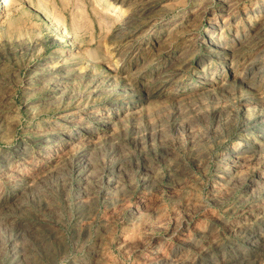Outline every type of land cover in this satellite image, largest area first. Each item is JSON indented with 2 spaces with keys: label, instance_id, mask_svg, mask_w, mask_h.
<instances>
[{
  "label": "rangeland",
  "instance_id": "obj_1",
  "mask_svg": "<svg viewBox=\"0 0 264 264\" xmlns=\"http://www.w3.org/2000/svg\"><path fill=\"white\" fill-rule=\"evenodd\" d=\"M263 6L1 2L0 264H264Z\"/></svg>",
  "mask_w": 264,
  "mask_h": 264
},
{
  "label": "bare ground",
  "instance_id": "obj_2",
  "mask_svg": "<svg viewBox=\"0 0 264 264\" xmlns=\"http://www.w3.org/2000/svg\"><path fill=\"white\" fill-rule=\"evenodd\" d=\"M259 1V0H258ZM3 3L4 2V0H0V3ZM231 3V2H230ZM259 3V2H258ZM141 5V4H140ZM143 5V4H142ZM147 5V4H146ZM227 5V4H226ZM261 5V4H260ZM144 7V6H143ZM147 7V6H146ZM229 7H230V5H229ZM264 7V6H263ZM226 10V9H225ZM254 10H255V8H254ZM256 11V10H255ZM254 13V12H253ZM234 17V16H233ZM261 20V19H260ZM255 21V20H254ZM257 22V21H256ZM255 23V22H254ZM180 25V24H179ZM215 26V25H214ZM217 27H218V25H217ZM258 27V26H257ZM256 27V28H257ZM182 28V27H181ZM179 29V28H178ZM183 29V28H182ZM177 30V29H176ZM179 30H181V29H179ZM184 30V29H183ZM245 30V29H244ZM257 31V30H256ZM179 32V31H178ZM247 32V31H246ZM260 33V32H259ZM263 33H264V31H263ZM254 34V33H253ZM252 34V35H253ZM261 34V33H260ZM177 36H180V34L179 35H177ZM176 36V37H177ZM254 36H256V34L254 35ZM253 37V36H252ZM258 37V36H257ZM263 37V36H262ZM251 38V37H250ZM209 39V38H208ZM217 39H218V37H217ZM253 39V38H252ZM257 39V38H256ZM210 40H211V37H210ZM213 40V39H212ZM219 40V39H218ZM244 40V39H243ZM259 40V39H258ZM257 40V41H258ZM247 41H248V39H247ZM243 43V42H242ZM253 43V42H252ZM254 43H256V41L254 42ZM217 44V43H216ZM220 44V43H219ZM251 45V44H250ZM253 45V44H252ZM255 45V44H254ZM212 46V45H211ZM222 46V45H221ZM166 48V47H165ZM218 49V48H217ZM262 50V49H261ZM252 66V65H251ZM168 73V72H167ZM164 75H165V73H164ZM163 75V76H164ZM160 76H162V75H160ZM171 76V75H170ZM168 77V76H167ZM164 79V78H163ZM160 82V81H159ZM162 82V81H161ZM166 82V81H165ZM160 85V84H159ZM160 88H162V87H160ZM147 91V90H146ZM156 91V90H155ZM160 91V90H159ZM153 92V91H152ZM146 93H148V91L146 92ZM159 93V92H158ZM242 155V154H241ZM241 155H238V156H241ZM245 158V157H244ZM263 207V206H262ZM255 228V227H254ZM254 228L252 229V230H254ZM251 230V229H250ZM261 231V230H260ZM263 231V230H262ZM259 232V231H258ZM252 233V232H251ZM262 233V232H261ZM264 233V232H263ZM257 235V234H256ZM255 235V236H256ZM258 238V237H257ZM250 240V239H249ZM253 240V239H252ZM255 240H256V238H255ZM261 241V240H260ZM259 243L257 242V241H255L254 242V244H253V249L254 248H256L257 247V245H258ZM243 246V245H242ZM241 248V247H240ZM251 248V247H250ZM239 249V248H238ZM246 249V248H245ZM245 249H243V250H245ZM242 250V249H241ZM248 250V249H247ZM250 250V249H249ZM252 250V249H251ZM263 250H264V248H263ZM238 252H240L239 250H238ZM246 252V251H245ZM251 252V251H250ZM256 252H258V251H256ZM236 253V252H235ZM234 253V254H235ZM241 253V252H240ZM233 254V255H234ZM260 256L262 257V255L260 254ZM259 257V256H258ZM223 258V257H222ZM227 258H228V256H227ZM186 259V258H185ZM212 259H214V258H212ZM219 259V258H218ZM225 259V258H224ZM258 258H257V254H250V253H246V254H244V256L241 258V260H240V262H239V264H253V262L254 261H256ZM191 260V259H190ZM230 260V259H229ZM217 261V260H216ZM235 261V260H234ZM237 261H238V259H237ZM261 261V260H260ZM189 262V261H188ZM223 262V261H222ZM229 262V261H228ZM226 263H227V261H226ZM260 263V262H259ZM195 264V263H194ZM207 264H218L217 262H215V261H210V262H208Z\"/></svg>",
  "mask_w": 264,
  "mask_h": 264
}]
</instances>
